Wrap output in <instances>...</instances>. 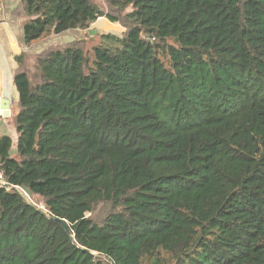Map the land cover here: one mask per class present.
<instances>
[{
	"label": "trees",
	"instance_id": "obj_1",
	"mask_svg": "<svg viewBox=\"0 0 264 264\" xmlns=\"http://www.w3.org/2000/svg\"><path fill=\"white\" fill-rule=\"evenodd\" d=\"M102 1L12 10L26 48L122 32L16 56L0 264H264V0Z\"/></svg>",
	"mask_w": 264,
	"mask_h": 264
},
{
	"label": "rangeland",
	"instance_id": "obj_2",
	"mask_svg": "<svg viewBox=\"0 0 264 264\" xmlns=\"http://www.w3.org/2000/svg\"><path fill=\"white\" fill-rule=\"evenodd\" d=\"M97 1H100L105 12H107L103 1L102 0H97ZM0 3H1V0H0ZM18 24H19V20H18ZM91 30H95V31L97 30L98 32L93 35H88L86 31H82V33L71 32V33H63L58 36H51V35L43 36V38L39 40L40 42H37V44H35L36 43L35 42L32 46L29 47V50L33 51L35 49H39L40 51V49L43 50L47 48L48 46H59L61 44L66 43L67 41H71L72 39H77L79 37H84L85 39H87L88 48H91L92 46H95V45H101V44L106 45V46H111L112 42L109 39H106L104 37L105 36L119 37L120 33L122 32V27L117 23L110 22L106 18V16H103L101 17L99 21L93 23ZM71 34H74V35L72 36ZM78 34L80 35L79 37H78ZM10 90H11V92L9 91L11 94L10 115L8 117L0 116V125H3L7 129L8 134L10 135V138L13 141V145L15 146L17 134L14 129L15 127H14L13 118L16 113V110H15L16 93L14 92L13 87ZM19 193H21V195L25 198V200L28 203L44 211V206L40 198L29 195L28 193L23 192L22 190H20ZM107 212H108L107 207L101 206L99 208H96L93 214H87V217H92L95 220H100L106 215Z\"/></svg>",
	"mask_w": 264,
	"mask_h": 264
},
{
	"label": "crops",
	"instance_id": "obj_3",
	"mask_svg": "<svg viewBox=\"0 0 264 264\" xmlns=\"http://www.w3.org/2000/svg\"><path fill=\"white\" fill-rule=\"evenodd\" d=\"M20 0H1L0 3V96L3 92H11L13 71L18 67L16 56L20 55L26 46L22 44V31L18 24V19L12 16V10L19 4ZM80 32L81 30H70L65 33ZM98 31L96 30L95 33ZM72 36L74 34H71ZM53 36V35H52ZM80 35L78 34V37ZM43 38V37H42ZM81 38V37H79ZM41 39V38H40ZM32 42V46L35 42ZM29 46V47H30ZM37 50V49H35ZM15 92V91H14ZM0 125V136L8 134L7 129ZM12 152H15V146L12 147Z\"/></svg>",
	"mask_w": 264,
	"mask_h": 264
},
{
	"label": "water",
	"instance_id": "obj_4",
	"mask_svg": "<svg viewBox=\"0 0 264 264\" xmlns=\"http://www.w3.org/2000/svg\"><path fill=\"white\" fill-rule=\"evenodd\" d=\"M88 35H93L95 34V30H88L87 31ZM10 107H11V94L10 92H3L2 95L0 96V116L2 117H8L10 115ZM8 185H4V188H7ZM56 223H59L64 231L69 235L70 239H72V235L70 233V230L66 223H64L62 220H59L57 218H51Z\"/></svg>",
	"mask_w": 264,
	"mask_h": 264
},
{
	"label": "built area",
	"instance_id": "obj_5",
	"mask_svg": "<svg viewBox=\"0 0 264 264\" xmlns=\"http://www.w3.org/2000/svg\"><path fill=\"white\" fill-rule=\"evenodd\" d=\"M100 19H101V17L96 18L95 22L99 21ZM95 22H94V23H95ZM4 185H8L7 188H5V189H7V190H9V189L12 188V187L6 182V180H5V178H4V174H3V172L0 170V187L4 188V187H3Z\"/></svg>",
	"mask_w": 264,
	"mask_h": 264
}]
</instances>
